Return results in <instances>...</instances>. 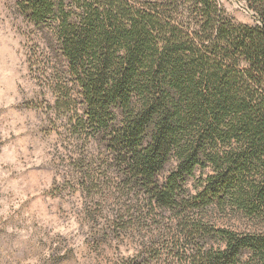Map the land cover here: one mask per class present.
<instances>
[{
    "label": "trees",
    "instance_id": "1",
    "mask_svg": "<svg viewBox=\"0 0 264 264\" xmlns=\"http://www.w3.org/2000/svg\"><path fill=\"white\" fill-rule=\"evenodd\" d=\"M239 1L255 25L219 0H17L77 137L70 175L91 222L115 239L172 234L143 239L141 264H264V0Z\"/></svg>",
    "mask_w": 264,
    "mask_h": 264
},
{
    "label": "rangeland",
    "instance_id": "2",
    "mask_svg": "<svg viewBox=\"0 0 264 264\" xmlns=\"http://www.w3.org/2000/svg\"><path fill=\"white\" fill-rule=\"evenodd\" d=\"M219 1L235 22L256 24L244 2ZM16 3L0 0V264H141L143 239L162 244L172 234L150 226L139 240L115 239L91 222V199L70 175L80 153L77 137L50 107L54 100L39 69L42 43ZM91 147L89 158L102 157L103 148ZM211 216L219 228L249 232L247 220ZM174 262L164 252L150 264Z\"/></svg>",
    "mask_w": 264,
    "mask_h": 264
}]
</instances>
